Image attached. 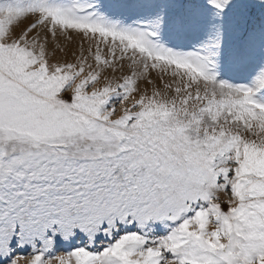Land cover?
Instances as JSON below:
<instances>
[{
	"label": "snow or ice",
	"instance_id": "1",
	"mask_svg": "<svg viewBox=\"0 0 264 264\" xmlns=\"http://www.w3.org/2000/svg\"><path fill=\"white\" fill-rule=\"evenodd\" d=\"M0 264H264V0H0Z\"/></svg>",
	"mask_w": 264,
	"mask_h": 264
},
{
	"label": "rangeland",
	"instance_id": "2",
	"mask_svg": "<svg viewBox=\"0 0 264 264\" xmlns=\"http://www.w3.org/2000/svg\"><path fill=\"white\" fill-rule=\"evenodd\" d=\"M68 47H69V51L71 52V51L76 49V44L73 43V44L69 45ZM63 55H64L63 53H58V56L63 57ZM68 58L71 59V55H69Z\"/></svg>",
	"mask_w": 264,
	"mask_h": 264
}]
</instances>
